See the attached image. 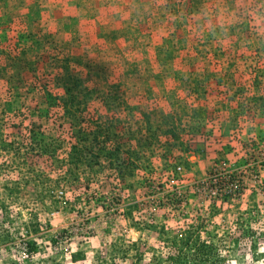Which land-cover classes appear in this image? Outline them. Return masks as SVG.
I'll use <instances>...</instances> for the list:
<instances>
[{"label": "rangeland", "instance_id": "obj_1", "mask_svg": "<svg viewBox=\"0 0 264 264\" xmlns=\"http://www.w3.org/2000/svg\"><path fill=\"white\" fill-rule=\"evenodd\" d=\"M206 1L0 0V264H113L119 250L138 241L152 249L142 261L151 264L153 255L160 257L171 246L158 240L152 225L168 226L165 239H171L186 228L178 222L183 214L195 217L199 208L210 211L211 205L217 210L210 231L230 251L229 264H264V256L256 258L224 238L230 221L250 204L256 202L264 217V139L244 142L248 126L232 123L238 120L229 115L234 107L250 121V98L255 88L264 87V75L250 70L244 90L237 83L219 89L216 77L218 82L206 84L208 76L199 69L210 72L211 62L192 65L186 48L199 54L207 45L195 36L192 23L183 25ZM213 4L218 5H207ZM242 23L243 34H258L264 5L245 13ZM169 38L182 48H176L174 60L161 63L158 48ZM137 42L149 52L151 69L132 63L143 59L128 50ZM252 56L246 67L264 61V52ZM63 68L83 80L86 96L83 106L71 111L49 107L44 97L46 86L55 96L60 93L53 79ZM207 95L221 97L220 103L209 102ZM147 121L160 143L153 142L149 125L139 128ZM77 127H83L86 139L79 179L46 194L40 179L56 178L62 167L50 144L70 140ZM103 128L112 141L105 142L103 132L93 140ZM118 140L129 159L135 150L144 160L163 152L172 156V176L127 174L121 181L114 170L103 171V154ZM7 152L13 161L3 160ZM163 176L171 179L170 191L184 194L185 211H170L155 200ZM231 193L239 207L222 203ZM259 246L264 253L263 240Z\"/></svg>", "mask_w": 264, "mask_h": 264}, {"label": "trees", "instance_id": "obj_2", "mask_svg": "<svg viewBox=\"0 0 264 264\" xmlns=\"http://www.w3.org/2000/svg\"><path fill=\"white\" fill-rule=\"evenodd\" d=\"M179 45H181L182 48L181 42L170 38L166 39L158 48L157 57L159 61L167 63L174 60L176 58V48H179ZM134 49L139 54H142L143 59L142 61L136 59L132 63L134 65L136 64V67L146 66L151 69V61L148 57L147 51L142 47V44L138 42L135 43ZM53 82L56 87L55 89L60 93L55 96L52 91L48 89V86L45 87L44 97L49 103V107L70 110L83 106L86 96L82 89V79L75 78L69 69L63 68L55 75ZM175 124L176 123H172L171 125L175 127ZM138 125L142 130L143 125H149L148 128L151 132L153 142H161L160 135L152 131V123L150 121ZM73 129L70 140H63L62 143H59L60 145L56 144L53 146L52 143L50 144V152L54 151L53 155L62 157V167L61 172H59L60 174L56 178L40 179L39 183L44 185L46 194L54 191V188L67 186L73 181L79 179L77 172H79L80 165L84 162L86 157L85 145L83 143L86 142V139L83 127ZM100 131L95 133L93 140H99V136L102 132L105 142L111 140L110 136L105 134L106 131L109 132L108 129L103 128ZM28 141L31 142L32 140L30 138L24 140V145H26ZM153 142H151V144H153ZM58 146L60 147V151L57 150ZM7 153L8 155L6 156L2 155L4 156L3 160H5V162L13 161L14 159H10L11 153ZM98 156L99 155H96L95 157ZM103 158H105L106 162V164L102 166L103 171L109 169L114 170L117 172V178L119 177V180L121 181L125 179L127 174L135 175L137 177L150 174L154 177L155 175L166 173L169 174V176H172V169L175 165L172 161V156L167 155L164 152L153 157L154 159L150 158L149 160H144L142 152L135 150L133 151L131 159H129L126 157L125 148L121 145L120 140L117 141V145L113 149L103 154ZM260 164L264 170V161ZM164 178L165 176L158 179V184L161 186L160 190L162 191L158 190L155 192V200H159L160 203L164 201V208L170 211H185L186 207L183 206L184 201L182 200L184 194L177 195V192L173 193V191H170L173 188L170 184L168 185L169 182L171 183V179L167 178L168 181H164ZM227 178L230 180L232 179L229 176ZM152 193L154 194V192ZM79 197L80 194L77 198ZM224 197L226 198L222 200V203L231 205V207H239L236 203H232L238 200L234 199L232 193L230 195L225 194ZM186 205H188V203H186L185 206ZM210 208V211L209 208H199L195 212V217L183 214V221L178 222L186 228L182 234H177L171 239H165L168 226L152 225V227H155L157 231L156 233L159 235L158 240L160 242L170 243L171 246L168 247L167 251H165L162 256L159 257L153 255L151 258V264H229L230 251L220 246L219 242L222 239H219L218 234L210 231V228L214 226L213 217L217 207L216 205H211ZM258 210V204L256 202L250 204L249 209L243 213L241 212L236 219L230 221V229H227V234L224 238H227L228 240L234 239L239 242L240 245L246 247L251 255L256 258H262L264 253L259 251V245L261 240L264 241V217H260ZM145 247H147L146 244L142 245L141 241H138L137 243H134L129 250H119L117 255L113 257L112 262L113 264H118V262L123 264L133 259L132 264H143L142 261H145L148 252L152 251L150 247H147L146 249ZM131 253L133 255H131ZM28 255L32 256L31 253H28Z\"/></svg>", "mask_w": 264, "mask_h": 264}, {"label": "crops", "instance_id": "obj_3", "mask_svg": "<svg viewBox=\"0 0 264 264\" xmlns=\"http://www.w3.org/2000/svg\"><path fill=\"white\" fill-rule=\"evenodd\" d=\"M251 1L252 0H207V3L204 4L205 8L200 7L195 9L193 14L183 21V25L186 24V22L192 23V26L198 30V34L195 36H198L199 40L204 39V44L207 45L206 51H202L199 54L195 53L196 51L194 48H192V50L189 47L186 48L187 53L192 51V57L190 58L192 65L195 66L196 63H203L202 59L211 62L210 69H213L210 70V72H208L209 68L207 69V73L205 67L199 69L200 75L208 76V78L206 76L207 85H213L214 82H218L214 79V77H216L221 78L219 80V85L222 86H220L219 89L227 85L229 86L231 83H237L236 85H239L240 90H244L243 87L246 85L245 82L250 76V70H255L256 72L261 71L264 75V61L257 63L253 67L245 66V62L248 63L253 57L252 54H261L264 52V26H261V29L256 35L249 34L248 32L243 34L244 28H246V25L242 23L243 15L251 11L254 12L258 6L264 5V2H262L264 0H255V2H253L254 6L250 3ZM208 2H214L218 5L213 4L211 7L207 5ZM242 3H244L245 8L238 7L239 4ZM248 3H250V5ZM213 8L216 9L211 10ZM203 32H207L208 35L202 36ZM134 45L128 50L135 51ZM147 53L149 56L148 51ZM183 53L182 57L185 60L186 57ZM179 60L183 62L181 58L177 59V61ZM150 61L152 65V60ZM187 61L188 59L185 60V63H187ZM184 66L183 64L182 71L187 73V71H185L187 68L185 69ZM195 71L196 70H191V72ZM255 91L254 96L250 98L254 107L251 111L250 121L247 116L242 117L243 112L241 110H237L234 107L231 110L229 109V115L238 120V122L233 121L232 123H241V125L248 126V128L246 127L242 131L244 142H246V140L260 141L264 139V87L255 88ZM207 98H209V102L216 100L215 103L217 104H219L221 100V97L217 95H207ZM225 108L228 109V105H226ZM228 126L224 125L222 133L224 138L230 137V141L232 137L230 136L231 131L227 129Z\"/></svg>", "mask_w": 264, "mask_h": 264}, {"label": "built area", "instance_id": "obj_4", "mask_svg": "<svg viewBox=\"0 0 264 264\" xmlns=\"http://www.w3.org/2000/svg\"><path fill=\"white\" fill-rule=\"evenodd\" d=\"M178 170H179V171H181V170H182V168H181V167H179V168H178Z\"/></svg>", "mask_w": 264, "mask_h": 264}]
</instances>
